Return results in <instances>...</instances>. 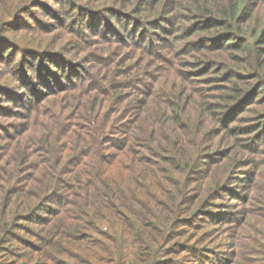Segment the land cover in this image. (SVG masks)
Masks as SVG:
<instances>
[{"label": "trees", "instance_id": "obj_1", "mask_svg": "<svg viewBox=\"0 0 264 264\" xmlns=\"http://www.w3.org/2000/svg\"><path fill=\"white\" fill-rule=\"evenodd\" d=\"M130 2L0 0V58L20 65L24 52L25 65L0 67L7 75L0 111L19 118L0 123V264L156 257L160 246L170 250L176 236L186 235L178 221L213 208L235 164L250 166L252 177L258 171L264 0H134L128 8ZM124 18L143 24L144 32L138 24L131 29L144 33L142 41L120 44L130 41L123 26L113 31L106 21ZM95 32L103 52L89 39ZM151 32L157 41L148 40ZM129 46L135 57L124 52ZM185 64L195 74H171ZM153 69L176 79L140 87L135 80ZM12 82L24 91H12ZM248 108L252 113L243 114ZM220 134L235 142L220 148ZM231 159L223 180L212 177ZM125 234L131 244L118 255L113 240Z\"/></svg>", "mask_w": 264, "mask_h": 264}, {"label": "rangeland", "instance_id": "obj_2", "mask_svg": "<svg viewBox=\"0 0 264 264\" xmlns=\"http://www.w3.org/2000/svg\"><path fill=\"white\" fill-rule=\"evenodd\" d=\"M134 0H131L127 7L129 8ZM128 10V9H126ZM42 14L41 11H39ZM122 18V16L120 17ZM118 22V21H117ZM115 22L113 19L106 21L109 27L114 31L118 28V26H123L124 36L130 41H120V44H132V38H137L136 41H142L145 36L144 33H140V35H134V29L131 30L132 27L138 24L137 28L141 31L144 30L142 23L132 24L128 21L127 18H124L121 24ZM182 24H186L187 20L180 21ZM12 23H16L13 21ZM163 27V22H161ZM144 32V31H143ZM7 33V34H6ZM160 33V31H157ZM178 33V32H176ZM193 33V32H192ZM6 36H11L14 32H4ZM70 34H68L69 36ZM164 36H167L164 34ZM72 39V38H71ZM91 41L95 39V46L100 51H104L103 44L100 42V36L97 32H95V36L89 37ZM142 39V40H141ZM148 40L157 41L156 32H151L148 35ZM71 42L75 44L74 40L72 39ZM181 40L177 41L176 43H180ZM2 42H0L1 44ZM59 43V42H56ZM24 49V48H21ZM63 55L68 58H73L76 60L74 54L69 50V48H63L61 50ZM127 56L135 57L137 52H135V47H128L124 51ZM178 53V52H177ZM24 52L22 54H18V59H21V64L15 63H7L2 62L0 58V67H25L23 64L24 59L22 58ZM189 58L188 56H185ZM172 58V57H171ZM92 63H94V59H91ZM125 63H128V60H124ZM28 67V66H26ZM136 67V66H134ZM146 67H150L149 64ZM176 71H172L171 74L179 76V70L185 73H193L195 74L196 67H190V64H185L184 66H177L175 67ZM17 70V68H16ZM15 70V71H16ZM0 71L1 68H0ZM147 73L143 76L144 81L135 80L136 83L142 87L146 88V86H158L160 87L162 81L170 82L171 78L165 80L168 74L165 73L164 69H153L151 74H148L149 77H146ZM11 76V75H10ZM7 75L5 76L0 72V89L2 86V81L6 79ZM175 80L176 78L173 77ZM134 81V82H135ZM13 84L10 86L12 91H24L23 87H19L17 83L12 82ZM17 87V88H16ZM24 95V93H21ZM30 95V94H29ZM27 97V96H26ZM7 99V98H4ZM4 104H10L8 101H4ZM251 109L244 111L243 114L250 115ZM252 117V116H251ZM245 120V118H244ZM6 121H19V118L15 116H10L8 114H3L0 111V123H4ZM244 123H252L251 120H245ZM13 129H16V125ZM12 131V130H11ZM218 137V145L220 148L229 147L231 144L235 142V137H228L226 135L220 134ZM242 137V136H241ZM240 137V138H241ZM5 141L4 138L0 137V145L3 144ZM264 145L263 143L259 144ZM237 158L243 159L245 157L244 153H238L236 147L234 150ZM240 151L243 152L242 148ZM263 158L264 159V151H263ZM210 158V157H209ZM205 157V159H209ZM4 159V158H2ZM261 159L259 164L257 165L258 171L256 174L249 175L246 170L250 169V166H236L234 170L231 172L232 175L229 178V183L225 184V189L230 191L231 195L225 189H222L219 192L218 196L212 198L211 204L213 208H208L201 212V214L197 217L191 216V219L186 216V222H182L181 220L178 221L179 223L176 224L177 226L183 227L186 231L185 236H176L175 242L173 245L169 247L170 250H164V248L160 246L158 249L157 255L152 256L143 252L137 258V262H132V258H128L127 261H123L122 259H118L117 264H143L140 262H144V264H264V161ZM2 160H0V164ZM234 165V159H231L227 162V165L220 164L223 168L217 170L216 173H212V177L215 176L216 179L223 180L226 175H228L229 170L232 169ZM203 166V165H202ZM215 168L214 165L211 167V171ZM254 167H252L253 170ZM221 171V172H220ZM31 170L28 169L27 173H30ZM227 173V174H226ZM218 175V176H217ZM245 178L248 176V181H244L243 177ZM18 182V181H17ZM178 189H174L173 193L176 194ZM165 212H168L165 210ZM179 229V228H178ZM177 229V230H178ZM176 230V228H175ZM176 230V231H177ZM19 234L23 235L28 241L30 240L32 244L36 243L34 241L33 235L29 233H25L22 231H18ZM99 239V236H98ZM10 241L13 243H19V241L11 237ZM102 241L104 242L103 245H107L106 238H103ZM117 244L119 248L115 249L114 251L121 255L123 252L122 250L131 244V241L127 234H125L124 239L117 235L113 243ZM21 243V242H20ZM97 243V242H95ZM202 246V248H201ZM197 248V250H195ZM20 250L19 253H23ZM25 252V251H24ZM102 253V252H101ZM103 254V253H102ZM8 258L13 259L12 256H8ZM23 259V258H22ZM65 263H72V264H80L76 260L71 259H62ZM84 262V261H83ZM88 264H110L108 261L105 260H87ZM86 262L81 264H86ZM16 264H35V258L29 259L26 258L21 260V262H17ZM57 264V263H54Z\"/></svg>", "mask_w": 264, "mask_h": 264}]
</instances>
